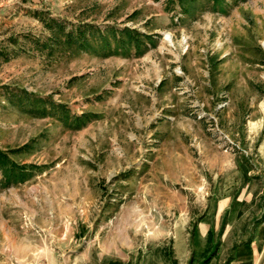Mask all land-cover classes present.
<instances>
[{
  "label": "rangeland",
  "instance_id": "1",
  "mask_svg": "<svg viewBox=\"0 0 264 264\" xmlns=\"http://www.w3.org/2000/svg\"><path fill=\"white\" fill-rule=\"evenodd\" d=\"M53 21L84 44L51 43ZM0 148L21 166L0 171V264H172L203 215L210 256H245L264 0H0Z\"/></svg>",
  "mask_w": 264,
  "mask_h": 264
},
{
  "label": "crops",
  "instance_id": "2",
  "mask_svg": "<svg viewBox=\"0 0 264 264\" xmlns=\"http://www.w3.org/2000/svg\"><path fill=\"white\" fill-rule=\"evenodd\" d=\"M207 216L203 215L198 221L191 248L183 238L174 242L172 253L175 264H264V220L256 226L253 239L246 246L248 254L223 260L210 256L212 249L207 239ZM139 264H170V260L160 250H156L142 255Z\"/></svg>",
  "mask_w": 264,
  "mask_h": 264
},
{
  "label": "trees",
  "instance_id": "3",
  "mask_svg": "<svg viewBox=\"0 0 264 264\" xmlns=\"http://www.w3.org/2000/svg\"><path fill=\"white\" fill-rule=\"evenodd\" d=\"M74 33L73 31L64 32L63 27L60 23L53 21L52 25H50V40L51 43L57 44L59 43V33H62L61 35L64 37V41L70 45L74 44L77 46H80L84 44L85 38L84 30L77 29ZM14 149H11L9 151L2 150L0 148V171H2V174L4 175V179H9L14 175L15 169L21 168V166H18L17 163L10 157L9 152H13ZM18 150V149H15ZM168 256L167 254H165ZM172 264H175V260H172Z\"/></svg>",
  "mask_w": 264,
  "mask_h": 264
},
{
  "label": "bare ground",
  "instance_id": "4",
  "mask_svg": "<svg viewBox=\"0 0 264 264\" xmlns=\"http://www.w3.org/2000/svg\"><path fill=\"white\" fill-rule=\"evenodd\" d=\"M167 38H169V35H167Z\"/></svg>",
  "mask_w": 264,
  "mask_h": 264
}]
</instances>
